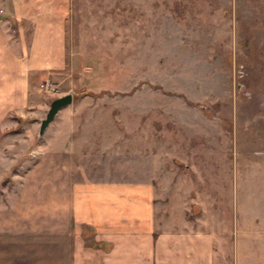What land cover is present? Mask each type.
I'll return each mask as SVG.
<instances>
[{"label":"rangeland","instance_id":"1","mask_svg":"<svg viewBox=\"0 0 264 264\" xmlns=\"http://www.w3.org/2000/svg\"><path fill=\"white\" fill-rule=\"evenodd\" d=\"M67 44L56 89L29 104L38 123L0 129V206L38 159L50 103L71 94L69 117L110 142L93 171L181 180L187 216L224 222L264 264V0H72Z\"/></svg>","mask_w":264,"mask_h":264},{"label":"crops","instance_id":"2","mask_svg":"<svg viewBox=\"0 0 264 264\" xmlns=\"http://www.w3.org/2000/svg\"><path fill=\"white\" fill-rule=\"evenodd\" d=\"M71 1L0 0V129L19 126L18 118L38 123L29 104L40 83L61 79L69 64ZM67 106L43 132L34 151L38 159L14 198L0 206V264L255 261L258 252L243 251L235 237V217L231 246L224 222L187 216L181 180L164 183L124 166L93 171L94 159L112 152L110 142L100 149L84 122L69 117Z\"/></svg>","mask_w":264,"mask_h":264},{"label":"water","instance_id":"3","mask_svg":"<svg viewBox=\"0 0 264 264\" xmlns=\"http://www.w3.org/2000/svg\"><path fill=\"white\" fill-rule=\"evenodd\" d=\"M72 98L71 94H65L52 100L45 117L40 121L38 130L39 135L43 134L48 124L54 119L55 115L61 108L72 103Z\"/></svg>","mask_w":264,"mask_h":264},{"label":"built area","instance_id":"4","mask_svg":"<svg viewBox=\"0 0 264 264\" xmlns=\"http://www.w3.org/2000/svg\"><path fill=\"white\" fill-rule=\"evenodd\" d=\"M1 12L2 10L0 8V13ZM40 88H42L43 90L47 92H52L56 89L55 85H53V83L50 80L40 83Z\"/></svg>","mask_w":264,"mask_h":264}]
</instances>
